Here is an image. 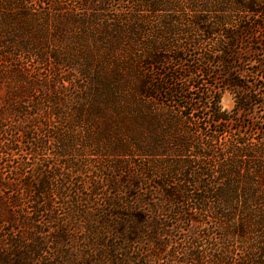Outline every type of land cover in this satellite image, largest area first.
<instances>
[{
  "label": "rangeland",
  "instance_id": "374dc122",
  "mask_svg": "<svg viewBox=\"0 0 264 264\" xmlns=\"http://www.w3.org/2000/svg\"><path fill=\"white\" fill-rule=\"evenodd\" d=\"M252 1L264 2L0 0V260L13 258L17 237L31 264H115L113 177H160L179 154L196 156L171 143L168 157L157 155L178 124L143 95L146 78L157 77L148 59L194 57L211 46L202 26L228 23ZM234 104L224 92L222 107ZM222 199L209 201L219 213L209 225L220 223L240 254L264 259V197Z\"/></svg>",
  "mask_w": 264,
  "mask_h": 264
},
{
  "label": "trees",
  "instance_id": "16d2710c",
  "mask_svg": "<svg viewBox=\"0 0 264 264\" xmlns=\"http://www.w3.org/2000/svg\"><path fill=\"white\" fill-rule=\"evenodd\" d=\"M246 7L228 23L202 26L211 46L194 57L177 52L148 59L151 67L156 63L157 77L146 78L143 95L160 99L169 124H178L168 142L159 144L157 155L168 157L171 143L180 152L193 148L196 156L179 154L173 162L178 167L160 177H113L115 264H264L250 252L247 257L237 252L220 223H208L219 214L211 210L210 200L234 195L251 204L264 197V172L257 173V162L260 167L264 158V2ZM226 91L234 95L231 110L221 105ZM135 147L144 154L143 141L137 139ZM32 219L25 220L30 224ZM12 241L15 255L10 259L7 253L0 263L31 264L30 253L20 252L24 242ZM28 247L35 253L34 245Z\"/></svg>",
  "mask_w": 264,
  "mask_h": 264
}]
</instances>
